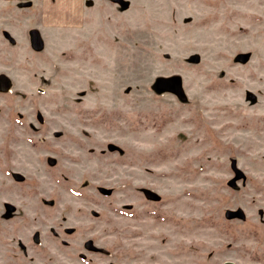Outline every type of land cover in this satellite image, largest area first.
<instances>
[{
	"label": "rangeland",
	"instance_id": "1",
	"mask_svg": "<svg viewBox=\"0 0 264 264\" xmlns=\"http://www.w3.org/2000/svg\"><path fill=\"white\" fill-rule=\"evenodd\" d=\"M36 1L0 0V264H264V0Z\"/></svg>",
	"mask_w": 264,
	"mask_h": 264
},
{
	"label": "crops",
	"instance_id": "2",
	"mask_svg": "<svg viewBox=\"0 0 264 264\" xmlns=\"http://www.w3.org/2000/svg\"><path fill=\"white\" fill-rule=\"evenodd\" d=\"M9 2V0H1ZM38 12L41 7L42 15L39 16V28L51 29L57 26H72L78 24L83 16L84 0H37ZM42 21V22H41Z\"/></svg>",
	"mask_w": 264,
	"mask_h": 264
},
{
	"label": "water",
	"instance_id": "3",
	"mask_svg": "<svg viewBox=\"0 0 264 264\" xmlns=\"http://www.w3.org/2000/svg\"><path fill=\"white\" fill-rule=\"evenodd\" d=\"M0 78H2L4 80V84L8 82V79L6 77H0ZM232 167H234V162L232 163ZM223 264H234V263H232V262H225Z\"/></svg>",
	"mask_w": 264,
	"mask_h": 264
},
{
	"label": "bare ground",
	"instance_id": "4",
	"mask_svg": "<svg viewBox=\"0 0 264 264\" xmlns=\"http://www.w3.org/2000/svg\"><path fill=\"white\" fill-rule=\"evenodd\" d=\"M2 81H4L3 79H0V84H4Z\"/></svg>",
	"mask_w": 264,
	"mask_h": 264
}]
</instances>
